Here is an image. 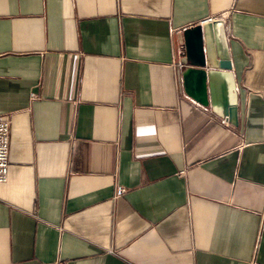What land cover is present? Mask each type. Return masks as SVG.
<instances>
[{
  "label": "crops",
  "instance_id": "1",
  "mask_svg": "<svg viewBox=\"0 0 264 264\" xmlns=\"http://www.w3.org/2000/svg\"><path fill=\"white\" fill-rule=\"evenodd\" d=\"M213 18L237 126L183 86ZM0 117V264H264V0H0Z\"/></svg>",
  "mask_w": 264,
  "mask_h": 264
},
{
  "label": "water",
  "instance_id": "2",
  "mask_svg": "<svg viewBox=\"0 0 264 264\" xmlns=\"http://www.w3.org/2000/svg\"><path fill=\"white\" fill-rule=\"evenodd\" d=\"M183 32L189 63L182 72L184 89L197 103L210 106L217 116L237 126L238 91L223 20L213 18Z\"/></svg>",
  "mask_w": 264,
  "mask_h": 264
},
{
  "label": "built area",
  "instance_id": "3",
  "mask_svg": "<svg viewBox=\"0 0 264 264\" xmlns=\"http://www.w3.org/2000/svg\"><path fill=\"white\" fill-rule=\"evenodd\" d=\"M210 21V19L208 20ZM221 123L228 126L230 123L227 119L222 118ZM10 121L7 118L0 117V182L7 179L8 165H9V149H10ZM125 188L122 185H116L114 190V199L123 195ZM248 264H260L254 260L249 261Z\"/></svg>",
  "mask_w": 264,
  "mask_h": 264
}]
</instances>
